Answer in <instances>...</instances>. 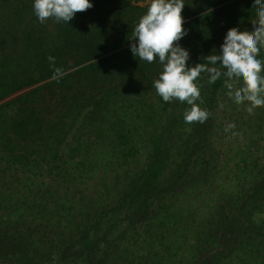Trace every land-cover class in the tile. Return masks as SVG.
<instances>
[{
  "label": "trees",
  "instance_id": "16d2710c",
  "mask_svg": "<svg viewBox=\"0 0 264 264\" xmlns=\"http://www.w3.org/2000/svg\"><path fill=\"white\" fill-rule=\"evenodd\" d=\"M140 1L92 0L93 7L77 12L69 23H57L53 18L41 23L34 15L32 0H0V48L7 50L0 57L3 250L16 243L27 244L37 253L46 250L50 243L62 242V236L64 240L68 224L74 226L69 237L72 244L85 240L108 212L121 211L127 201H137L134 213L143 214V208L152 204L149 198L162 201L164 191L173 190L176 179L190 175L196 164L201 170L213 165L208 154L213 115L220 95L228 91L225 77L209 84L207 76L201 74L196 103L209 117L204 123H186L184 112L191 106L177 99L164 102L152 86L161 70L159 62L139 60L130 51L132 29L147 11V4L141 6ZM252 4L253 0H185L182 16L188 33L180 43L190 50L191 62H200L202 54L217 52L228 28L251 31V21L256 19ZM21 21L29 27L24 35L16 33L15 25ZM50 55L55 57L54 65L47 59ZM258 58L264 60V48ZM55 67L67 75L58 81L52 79ZM23 89L27 90L8 98ZM70 137L72 142L68 143ZM101 142L113 147V157L103 162V179L115 170L113 164L125 167L140 150L148 167L134 175L127 167L122 172L112 171L115 186L124 177L115 201L101 202L94 211V222L77 223L84 193L66 181L71 165L64 164L73 156L68 154L63 160L61 152L67 143L71 153L81 151L85 158L78 160L75 169L91 171L88 150ZM169 166L175 167L171 170L174 177L161 186L159 178ZM60 175L65 179H58ZM51 183L53 188H49ZM249 183L248 188L235 184L230 190L222 189L228 207L225 221L206 235L216 234L222 243L214 254L203 253L206 256L199 257L204 260L200 264H220L232 253L240 255L243 264H264V173ZM76 194H81L79 202ZM59 202L61 207L56 208L54 204ZM159 207L167 211L166 206ZM173 209L167 219L182 214L181 208ZM50 213L60 217L53 227L49 226ZM56 229L60 232L51 236Z\"/></svg>",
  "mask_w": 264,
  "mask_h": 264
},
{
  "label": "rangeland",
  "instance_id": "374dc122",
  "mask_svg": "<svg viewBox=\"0 0 264 264\" xmlns=\"http://www.w3.org/2000/svg\"><path fill=\"white\" fill-rule=\"evenodd\" d=\"M147 3L148 0L139 2L141 6ZM15 27L19 35H24L29 30L24 21L16 24ZM5 51L7 52L0 48V57ZM242 84V81L235 82V89L238 90ZM27 89L18 91L8 98L14 99ZM227 92L220 95L213 115L208 152L213 159L211 167L207 166L201 170L196 164L190 175L176 179L178 184L173 190L167 188V191H164L162 201L155 197L149 198L152 204L143 208V214L138 211L134 213L133 206L137 205V201H127L125 209L108 212L104 218H100L98 227L88 233L87 239L75 244L69 240L70 230L74 226L70 227L71 224H68L64 240L63 236L61 238L62 242H52L46 250H40L38 253L33 248L26 247L27 244L21 246L16 245L17 243L11 244L10 248L5 250L0 246V264H200L201 261L204 262L202 259L199 260V257L204 256L205 252L206 255L214 254L222 243L216 234L212 235L215 241H211L212 236H206L212 228L213 232L221 228V223L226 218L228 207L224 203L225 196L221 195L222 189L230 190L229 187L234 188L232 186L235 184H244L248 188L250 181L264 173V108L259 107L250 114L247 111L249 102L245 101L236 106ZM157 114L156 121H159L160 113ZM157 123L152 124L157 125ZM67 142L71 143L72 138H68ZM68 143L61 152L63 160L68 154L73 156L64 164L69 167L71 165L70 175L65 178L75 185L71 186L72 189H82L84 193L81 201L84 205L82 210L78 211L76 222L92 223L98 205L103 201H115L119 194L118 186H123L121 181L124 177H121L118 186L113 184L115 176L113 172L116 170L122 172L123 168L127 167L134 175L136 171L148 167L146 166L148 162L143 150H140L128 159L125 167L122 163L113 164L115 170H110V177L103 179V162L113 157L110 156L113 147L109 143L93 144L87 154L89 161L93 162L91 171L82 172L84 168L78 170L75 166L81 157L85 158V155L81 151L78 154H75V151L71 153L68 150ZM59 163L55 162V164ZM173 169L175 167L169 166L164 170V175L159 178V185L165 186L167 182H171L174 177L171 174ZM62 177L60 175L57 178L64 180L65 178ZM199 178L204 179L197 182ZM53 187L54 183H51L49 188ZM79 196L81 194H76L77 202ZM159 197L160 194L157 195V198ZM159 204L166 206L167 211L160 208ZM220 204L223 208H220ZM54 206L61 207L60 202ZM174 207L181 208L182 214L180 217L177 215L176 218L167 219ZM262 216L264 217V212ZM163 217L166 219L163 220ZM58 218L59 215L50 213L49 226L53 227ZM210 220H213L211 225L208 224ZM64 222L65 220L60 223L61 226L65 225ZM56 231L60 232L56 229L50 235L56 237ZM206 238L209 242L205 240ZM237 251L239 254V250ZM227 256L230 258H225L220 264L244 262L240 255L232 253V256L231 254Z\"/></svg>",
  "mask_w": 264,
  "mask_h": 264
},
{
  "label": "clouds",
  "instance_id": "9594fccd",
  "mask_svg": "<svg viewBox=\"0 0 264 264\" xmlns=\"http://www.w3.org/2000/svg\"><path fill=\"white\" fill-rule=\"evenodd\" d=\"M185 0H148L147 11L140 16L129 37V48L134 58L161 65L158 78L153 81L157 94L164 102L177 99L190 105L184 112L186 123H204L209 113L196 101L200 98L197 83L201 74L209 84L225 77L223 83L233 103L249 102L251 114L256 107L264 106V60L258 55L264 48V0H253L256 19L251 21V31L239 27L227 29L217 52L202 54L200 62H191L190 50L180 43L187 35L182 10ZM93 7L92 0H32L34 15L44 23L53 18L57 23H69L77 12ZM215 47V46H213ZM216 48V47H215ZM50 64L55 57L49 56ZM67 72L55 67L52 79L59 80ZM242 81L236 90L235 82ZM231 127V126H230Z\"/></svg>",
  "mask_w": 264,
  "mask_h": 264
}]
</instances>
